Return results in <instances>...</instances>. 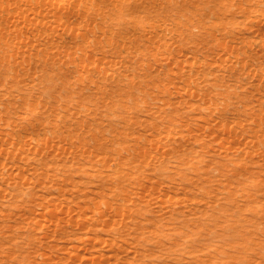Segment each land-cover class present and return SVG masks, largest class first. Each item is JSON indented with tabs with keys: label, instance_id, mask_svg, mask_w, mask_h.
<instances>
[{
	"label": "rangeland",
	"instance_id": "374dc122",
	"mask_svg": "<svg viewBox=\"0 0 264 264\" xmlns=\"http://www.w3.org/2000/svg\"><path fill=\"white\" fill-rule=\"evenodd\" d=\"M0 264H264V0H0Z\"/></svg>",
	"mask_w": 264,
	"mask_h": 264
},
{
	"label": "bare ground",
	"instance_id": "6f19581e",
	"mask_svg": "<svg viewBox=\"0 0 264 264\" xmlns=\"http://www.w3.org/2000/svg\"><path fill=\"white\" fill-rule=\"evenodd\" d=\"M249 40V39H248ZM254 40V39H253ZM252 40V41H253ZM256 42V41H255ZM256 44H258L257 42H256ZM256 44H254V42H248L246 45H247V47H246V50H249V51H254V49H255V51H256Z\"/></svg>",
	"mask_w": 264,
	"mask_h": 264
}]
</instances>
